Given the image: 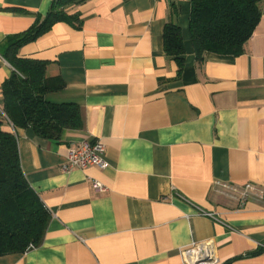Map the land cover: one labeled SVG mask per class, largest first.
<instances>
[{
	"label": "crops",
	"instance_id": "0c3cea01",
	"mask_svg": "<svg viewBox=\"0 0 264 264\" xmlns=\"http://www.w3.org/2000/svg\"><path fill=\"white\" fill-rule=\"evenodd\" d=\"M54 1L0 0V50ZM66 11L78 28L55 23L18 56L61 78L45 100L76 105L82 125L61 141L16 132L21 171L50 218L39 246L0 264H183L195 244L210 245L216 264H264V201L238 209L214 189L264 192V1L241 55L200 64L190 0H86ZM167 24L181 32L180 72L164 52ZM12 71L0 55V110ZM95 141L108 168L62 170L69 150Z\"/></svg>",
	"mask_w": 264,
	"mask_h": 264
},
{
	"label": "trees",
	"instance_id": "16d2710c",
	"mask_svg": "<svg viewBox=\"0 0 264 264\" xmlns=\"http://www.w3.org/2000/svg\"><path fill=\"white\" fill-rule=\"evenodd\" d=\"M86 0H55L44 17H37L26 32L8 38L0 50L12 68L1 88L0 116V256L21 254L41 244L50 215L38 195L29 187L20 167L15 133L30 128L42 139L61 141L67 131L81 128L79 108L52 104L45 94L58 91L60 77H47L45 61L20 58V47L36 41L55 23L78 28L76 15L68 5ZM264 0H190L189 31L200 64L208 53L241 55L262 13ZM164 52L173 57L180 72L185 53L181 32L174 24L163 31Z\"/></svg>",
	"mask_w": 264,
	"mask_h": 264
},
{
	"label": "built area",
	"instance_id": "2783aa9c",
	"mask_svg": "<svg viewBox=\"0 0 264 264\" xmlns=\"http://www.w3.org/2000/svg\"><path fill=\"white\" fill-rule=\"evenodd\" d=\"M1 115L4 116L0 110ZM11 126V125H10ZM11 131L15 134V130L11 126ZM109 164L105 158V147L99 141L84 142L75 149L69 150L66 156V163L62 167L64 172L73 169L84 170L89 167H96L100 170L108 168ZM97 190L102 191L103 188L99 184H95ZM214 189L216 193L237 204L238 209H243L250 198L264 201V192L256 188L252 184L243 186H235L220 182H215ZM202 216L212 220H218L217 216L211 212L201 211ZM183 264H216V259L211 254L210 245L195 244L193 249L183 254Z\"/></svg>",
	"mask_w": 264,
	"mask_h": 264
}]
</instances>
